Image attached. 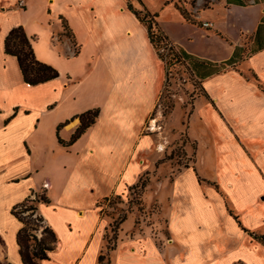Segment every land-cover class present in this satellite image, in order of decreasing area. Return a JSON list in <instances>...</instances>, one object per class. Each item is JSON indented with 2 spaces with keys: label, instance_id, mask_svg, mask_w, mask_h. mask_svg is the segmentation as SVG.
<instances>
[{
  "label": "crops",
  "instance_id": "crops-1",
  "mask_svg": "<svg viewBox=\"0 0 264 264\" xmlns=\"http://www.w3.org/2000/svg\"><path fill=\"white\" fill-rule=\"evenodd\" d=\"M128 4L156 14L170 44L213 63L186 46L190 28L229 42L223 29L231 8L258 7L252 28L239 26L233 53L264 14V3L226 0H0V262L23 264L16 241L22 223L11 209L42 191L48 202H38L36 212L56 241L39 264H97L107 225L100 202L125 194L151 171L158 145L143 131L166 75ZM18 26L35 38L36 59L55 68L57 78L23 82L16 58L4 52L5 37ZM198 80L217 123L201 108L196 113L216 160L222 155L229 163L227 183L198 175L197 143L192 165L172 180L164 177L152 197L165 233L124 235L111 264H264V246L248 234L264 235V95L232 69ZM93 109L95 122L67 144L80 125L77 116Z\"/></svg>",
  "mask_w": 264,
  "mask_h": 264
},
{
  "label": "rangeland",
  "instance_id": "rangeland-1",
  "mask_svg": "<svg viewBox=\"0 0 264 264\" xmlns=\"http://www.w3.org/2000/svg\"><path fill=\"white\" fill-rule=\"evenodd\" d=\"M181 5L183 6L182 3ZM187 5L194 7L193 1L188 2ZM257 14L258 7L256 6L232 7L229 11L228 22L223 29L229 42L217 36L204 38L201 31L197 32L190 28L192 40L186 46L189 50L201 54L209 60L217 63L223 62L231 57L232 46L230 43L238 40L239 26L249 31ZM202 24L201 27H204ZM241 47L245 48L241 61L234 67L224 66V70L236 71L254 83L264 95V80L256 74L259 73L264 77V64L258 63V60L264 59V56L250 53L255 48L251 36L241 37ZM252 56L250 63L248 61ZM206 102L201 82L195 77L192 66L176 64L169 67V73L158 96L155 110L146 122L143 131L144 134L148 133L153 136L158 145L157 150L151 156L152 168L146 178V187L142 190L139 187L131 189L123 195H113L100 202L101 216L107 221L103 233L102 249L105 259L101 264H111V254L118 248L124 235L142 234L145 229L150 236L159 239V234L165 233V220L160 216L158 203L152 201V197L158 192L156 190L159 181L164 177L167 178V181L172 180L178 170L192 165L195 161L197 143L195 169L198 175L220 185L227 183L229 163L222 155L216 160L210 136L196 113V110L201 108L202 115L206 117L207 121L212 124L217 123L213 112L207 109ZM236 162L239 163V161ZM41 193L42 191L39 192V194ZM164 193L165 188L157 196L159 204H162ZM30 213L31 211H28L25 215ZM38 216L35 211L31 218L36 219ZM123 216L126 218L123 223H120ZM37 225L39 226L34 234L39 239L45 224L41 221L37 222Z\"/></svg>",
  "mask_w": 264,
  "mask_h": 264
},
{
  "label": "trees",
  "instance_id": "trees-1",
  "mask_svg": "<svg viewBox=\"0 0 264 264\" xmlns=\"http://www.w3.org/2000/svg\"><path fill=\"white\" fill-rule=\"evenodd\" d=\"M206 1V0H203ZM227 4H233L238 6H248L252 4L264 3V0H226ZM128 9L132 11L139 21L146 26L147 36L156 50L158 58L165 65L166 76L169 73V67L179 65H190L197 79L206 78L212 74L222 72L225 67H234L236 63L243 58L244 47H235L231 57L221 63H213L206 61L195 56L187 54L182 49L170 44L168 38L161 32L156 21V14H152L144 7L140 10H135L130 4L127 5ZM182 14L187 21L191 22L188 14L182 10ZM64 30H66L63 25ZM68 35V32H64ZM255 48L250 53H257L264 49V14L262 15L257 29L252 37ZM35 38H29L21 26L12 28L4 39V52L6 55H10L16 58L22 80L29 86H35L53 80L59 76L58 71L52 66L38 61L34 55L32 42ZM255 80H257L255 78ZM99 113L98 109L88 110L77 118L80 121L79 127L75 133L71 136L70 141L67 144H71L76 141L81 134L90 127L97 118ZM62 125L57 127V131ZM61 144L66 145L62 140L58 138ZM147 175L140 178L137 184L132 186L129 190L140 188L141 190L146 187ZM199 181H201L199 179ZM108 198H105L106 200ZM38 202L47 203L48 200L45 195H35L33 198L29 197L24 202L15 205L11 209V214L14 215L21 223L22 227L17 233L16 241L19 246V254L23 264H39L42 260L48 259V254L54 250L55 236L54 233L45 226L41 232V237L37 239L34 231L37 230V222H43V219L38 216L36 219H32L33 212L36 211V204ZM31 211L30 214L25 215L26 212ZM125 216L120 219V223H123ZM237 220V217H234ZM37 221V222H36ZM239 223V222H237ZM254 240L258 241L264 246V235H258L255 233H248ZM34 242V244H32ZM105 259V256L101 254L98 257L97 264H101ZM0 264H10L6 261L0 262ZM242 264V263H238Z\"/></svg>",
  "mask_w": 264,
  "mask_h": 264
},
{
  "label": "built area",
  "instance_id": "built-area-1",
  "mask_svg": "<svg viewBox=\"0 0 264 264\" xmlns=\"http://www.w3.org/2000/svg\"><path fill=\"white\" fill-rule=\"evenodd\" d=\"M204 27H210V24L209 23H203L202 24Z\"/></svg>",
  "mask_w": 264,
  "mask_h": 264
}]
</instances>
